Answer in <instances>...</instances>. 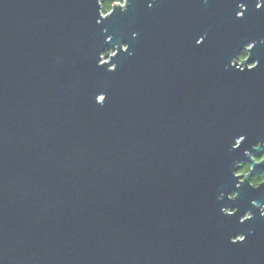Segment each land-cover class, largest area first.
Masks as SVG:
<instances>
[{"label": "water", "instance_id": "1", "mask_svg": "<svg viewBox=\"0 0 264 264\" xmlns=\"http://www.w3.org/2000/svg\"><path fill=\"white\" fill-rule=\"evenodd\" d=\"M103 14L0 0V264H264V0Z\"/></svg>", "mask_w": 264, "mask_h": 264}, {"label": "trees", "instance_id": "2", "mask_svg": "<svg viewBox=\"0 0 264 264\" xmlns=\"http://www.w3.org/2000/svg\"><path fill=\"white\" fill-rule=\"evenodd\" d=\"M123 0H100L101 6H102V12L103 13H107L111 10L113 4L115 3H120ZM105 55H108V53H106ZM244 55V53H243ZM240 56V60H242L244 58V56ZM264 158V157H263ZM250 171V166L249 165H245L242 167V169L238 172V174H246ZM264 181V173L262 172H257L256 174L253 175V177L251 178V182L253 185H258L260 182Z\"/></svg>", "mask_w": 264, "mask_h": 264}, {"label": "built area", "instance_id": "3", "mask_svg": "<svg viewBox=\"0 0 264 264\" xmlns=\"http://www.w3.org/2000/svg\"><path fill=\"white\" fill-rule=\"evenodd\" d=\"M123 2V1H122ZM122 2H120V3H122ZM106 14V13H105ZM105 14H103V15H105ZM244 56V55H243ZM245 59V56H244V58L242 59V60H244ZM242 60H240V62L242 61ZM107 61V60H106Z\"/></svg>", "mask_w": 264, "mask_h": 264}, {"label": "flooded vegetation", "instance_id": "4", "mask_svg": "<svg viewBox=\"0 0 264 264\" xmlns=\"http://www.w3.org/2000/svg\"><path fill=\"white\" fill-rule=\"evenodd\" d=\"M263 157H264V155L262 156V158H261V159H264Z\"/></svg>", "mask_w": 264, "mask_h": 264}]
</instances>
